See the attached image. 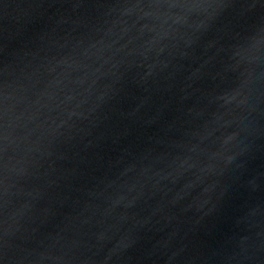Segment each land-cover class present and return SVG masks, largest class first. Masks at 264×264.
Returning <instances> with one entry per match:
<instances>
[{"label":"water","instance_id":"1","mask_svg":"<svg viewBox=\"0 0 264 264\" xmlns=\"http://www.w3.org/2000/svg\"><path fill=\"white\" fill-rule=\"evenodd\" d=\"M0 264H264V0H0Z\"/></svg>","mask_w":264,"mask_h":264}]
</instances>
